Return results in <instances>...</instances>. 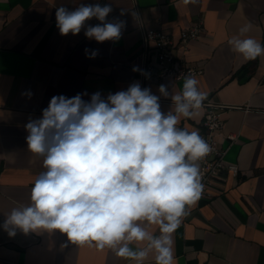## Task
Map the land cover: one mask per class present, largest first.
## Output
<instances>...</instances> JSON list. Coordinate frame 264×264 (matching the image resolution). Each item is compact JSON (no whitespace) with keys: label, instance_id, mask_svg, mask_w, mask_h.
I'll list each match as a JSON object with an SVG mask.
<instances>
[{"label":"crops","instance_id":"obj_1","mask_svg":"<svg viewBox=\"0 0 264 264\" xmlns=\"http://www.w3.org/2000/svg\"><path fill=\"white\" fill-rule=\"evenodd\" d=\"M110 4L109 22H126L118 41L98 43L85 37L86 21L77 35L62 36L56 10H75L81 4ZM123 12V15L121 14ZM204 22L199 40L190 47L188 60L204 68L196 77L207 94L203 107L191 118H180L178 127L203 131L206 102L226 106L224 129L217 135L229 148L227 161L240 168L238 178L221 180L212 197L200 199L173 236L175 264H264V55L245 59L232 51L228 41L251 24L244 37L264 45V0H0V225L13 208L30 203L31 188L45 171L43 158L28 150L25 125L38 119L53 96L71 98L93 93L103 97L134 82L160 95L182 90L183 80L142 84L134 66L144 63V31L164 29L178 36L195 22ZM85 49L98 50L94 59ZM31 93L22 95V93ZM167 112L170 98L160 99ZM238 136L230 146L227 136ZM159 234L155 226L150 227ZM0 264H136L109 249L74 245L55 231L14 237L0 227ZM144 264H155L154 253Z\"/></svg>","mask_w":264,"mask_h":264},{"label":"clouds","instance_id":"obj_2","mask_svg":"<svg viewBox=\"0 0 264 264\" xmlns=\"http://www.w3.org/2000/svg\"><path fill=\"white\" fill-rule=\"evenodd\" d=\"M193 5L198 0H185ZM110 4H81L75 10L58 7L56 26L62 36L77 35L85 22V37L98 43L118 41L126 22H108ZM123 15V12L121 13ZM251 24L229 39L232 51L245 59L264 55V45L244 37ZM90 59L98 50L85 49ZM133 72L145 74L134 66ZM160 95L139 82L103 97L53 96L38 119L25 125L28 150L43 158L42 171L31 188L30 203L13 208L2 227L17 231L66 235L74 245L109 249L116 256L144 264L154 253L155 264H175L173 236L203 192L199 161L211 151L198 131L178 127L203 107L207 94L194 75L184 77L182 90ZM31 97V93H22ZM170 98L169 111L160 99ZM155 226L158 235L150 227Z\"/></svg>","mask_w":264,"mask_h":264},{"label":"built area","instance_id":"obj_3","mask_svg":"<svg viewBox=\"0 0 264 264\" xmlns=\"http://www.w3.org/2000/svg\"><path fill=\"white\" fill-rule=\"evenodd\" d=\"M89 21L99 24L96 18ZM109 22V18L107 17ZM204 31V22L199 20L192 26L182 30L178 36L166 33L164 29L144 31V63L141 66L145 74L138 72L142 84L149 82H162L173 79L183 80L185 76L191 74L195 78L204 74V68L200 65L192 64L188 60L191 44L200 39ZM264 82V75L261 79ZM205 116L203 121V131L200 135L210 145V153L199 161L202 174L203 192L200 199L212 197V190L221 180L229 177L238 178L240 168L237 164L229 163L226 159L229 148L220 146L217 135L224 129V119L222 117L226 106L214 102H206ZM230 146L234 144L238 136L229 134L227 136ZM199 199V200H200Z\"/></svg>","mask_w":264,"mask_h":264},{"label":"trees","instance_id":"obj_4","mask_svg":"<svg viewBox=\"0 0 264 264\" xmlns=\"http://www.w3.org/2000/svg\"><path fill=\"white\" fill-rule=\"evenodd\" d=\"M255 65H256V60H254V61H252V63L250 64V66H249V69L251 68H253V67H255Z\"/></svg>","mask_w":264,"mask_h":264}]
</instances>
